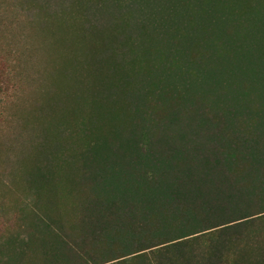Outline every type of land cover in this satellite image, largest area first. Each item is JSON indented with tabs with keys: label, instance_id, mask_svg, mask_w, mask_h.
Returning a JSON list of instances; mask_svg holds the SVG:
<instances>
[{
	"label": "trees",
	"instance_id": "trees-1",
	"mask_svg": "<svg viewBox=\"0 0 264 264\" xmlns=\"http://www.w3.org/2000/svg\"><path fill=\"white\" fill-rule=\"evenodd\" d=\"M0 264H264V0H0Z\"/></svg>",
	"mask_w": 264,
	"mask_h": 264
}]
</instances>
